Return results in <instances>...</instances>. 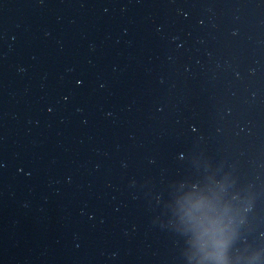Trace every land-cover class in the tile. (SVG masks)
<instances>
[{
    "label": "clouds",
    "instance_id": "clouds-1",
    "mask_svg": "<svg viewBox=\"0 0 264 264\" xmlns=\"http://www.w3.org/2000/svg\"><path fill=\"white\" fill-rule=\"evenodd\" d=\"M223 246H225V245H221V247H223Z\"/></svg>",
    "mask_w": 264,
    "mask_h": 264
}]
</instances>
